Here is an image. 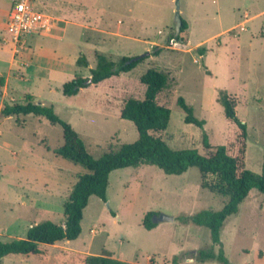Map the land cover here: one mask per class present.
I'll return each instance as SVG.
<instances>
[{
  "label": "rangeland",
  "instance_id": "obj_1",
  "mask_svg": "<svg viewBox=\"0 0 264 264\" xmlns=\"http://www.w3.org/2000/svg\"><path fill=\"white\" fill-rule=\"evenodd\" d=\"M15 0H0V238L25 239L44 221L64 224V205L80 176L89 171L56 156L64 144L63 128L35 115L6 117L5 105L43 103L83 138L88 152L100 158L138 140L135 125L121 118L129 98L143 100L140 79L149 69L169 76L157 97L171 111L169 127L159 134L175 150L204 153L210 145L225 146L245 169L261 174L264 154V0H35L49 16L46 29L22 42L7 30ZM179 1L180 9L177 3ZM180 12L188 28L176 33ZM181 36L185 42L173 41ZM206 48L201 55L199 48ZM160 53L156 54L157 51ZM101 52L113 60L148 55L129 73L63 94V85L77 76L90 77ZM86 57L89 66L77 61ZM9 60V63H8ZM11 60V61H10ZM226 91L243 131L219 102ZM205 120L204 128L185 122L178 99ZM198 168L168 175L141 165L110 175L107 202L92 196L84 210L77 240L50 246V258L9 257L0 264H50L60 251L89 255L110 252L129 264H225L198 260V251L223 249L229 264H264V194L252 190L229 217L214 245L210 230L183 217L204 210L220 211L228 198L202 188ZM148 212L174 217L152 230L143 226Z\"/></svg>",
  "mask_w": 264,
  "mask_h": 264
},
{
  "label": "trees",
  "instance_id": "obj_2",
  "mask_svg": "<svg viewBox=\"0 0 264 264\" xmlns=\"http://www.w3.org/2000/svg\"><path fill=\"white\" fill-rule=\"evenodd\" d=\"M188 28L183 20L182 33ZM173 41L185 42L181 36H174ZM206 48H199L201 55ZM157 51L156 54L160 53ZM144 56H122L113 60L104 53L96 55V66L90 70V77L77 76L63 85V94L68 97L76 96L82 89L90 85H98L113 77L129 73L144 61ZM80 67H88L89 61L84 56L77 61ZM91 80V82H89ZM146 87L145 98L138 100L129 98L121 110V118L131 121L139 133L137 141L124 144L118 152H110L100 158H94L87 150L80 134L68 123L62 121L54 112L52 106L28 101L26 104L5 105L2 113L6 117L19 115H35L46 118L53 125L63 128L64 144L55 150V154L65 160L84 166L89 173L79 177L74 185L68 201L64 205V224L44 221L32 226L25 239L3 242L0 238V260L9 257H34L41 262L50 258V246L62 241H74L82 233V220L85 208L92 196L107 202L110 175L120 169L139 167L141 165L156 166L168 175H182L190 168H198L201 173V186L212 193L228 198L220 211L204 210L194 216L183 217L185 222H193L210 230L214 245L221 244V231L226 220L239 212L240 205L252 190L264 194V154L261 174L245 169L239 157L229 154L225 146L213 148L207 134H203L204 153L198 149H172L159 136L168 129L171 111L157 102L158 95L167 88L169 76L157 69H149L140 79ZM4 79L0 77V87ZM1 95V90H0ZM219 102L224 107L226 117L233 121L247 134V126L238 118L235 101L226 91L220 92ZM179 106L185 112V122L204 128L206 121L198 119L194 109L183 97L178 99ZM155 213L148 212L143 220L147 230L157 227L152 221ZM198 260H218L229 264L223 249L220 254L211 250L198 251ZM50 264H129L116 259L110 252L102 255H89L75 251H60Z\"/></svg>",
  "mask_w": 264,
  "mask_h": 264
},
{
  "label": "built area",
  "instance_id": "obj_3",
  "mask_svg": "<svg viewBox=\"0 0 264 264\" xmlns=\"http://www.w3.org/2000/svg\"><path fill=\"white\" fill-rule=\"evenodd\" d=\"M35 0H15L8 14L7 30L13 41L22 42L25 37L47 28L49 18L36 10Z\"/></svg>",
  "mask_w": 264,
  "mask_h": 264
},
{
  "label": "water",
  "instance_id": "obj_4",
  "mask_svg": "<svg viewBox=\"0 0 264 264\" xmlns=\"http://www.w3.org/2000/svg\"><path fill=\"white\" fill-rule=\"evenodd\" d=\"M178 6V10L180 9V5H179V1L177 3ZM182 25H183V20L181 18L180 12L178 11L176 14V33L179 34L181 29H182ZM91 82V80L89 81ZM152 221L155 224H159L162 222H173L174 221V217L172 216H168L166 214H159V215H153L152 217Z\"/></svg>",
  "mask_w": 264,
  "mask_h": 264
},
{
  "label": "crops",
  "instance_id": "obj_5",
  "mask_svg": "<svg viewBox=\"0 0 264 264\" xmlns=\"http://www.w3.org/2000/svg\"><path fill=\"white\" fill-rule=\"evenodd\" d=\"M11 8V7H10ZM9 11H10V9H9ZM47 16V15H46ZM48 18H50L49 16H47ZM51 19V18H50ZM1 25V24H0ZM11 61V60H10ZM8 63H9V60H8ZM2 73L0 72V75H1Z\"/></svg>",
  "mask_w": 264,
  "mask_h": 264
}]
</instances>
